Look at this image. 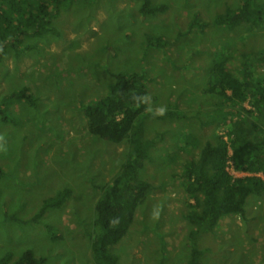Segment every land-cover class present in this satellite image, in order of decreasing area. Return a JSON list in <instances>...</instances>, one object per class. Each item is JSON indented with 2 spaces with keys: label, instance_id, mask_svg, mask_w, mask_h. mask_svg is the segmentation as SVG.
I'll return each mask as SVG.
<instances>
[{
  "label": "rangeland",
  "instance_id": "obj_1",
  "mask_svg": "<svg viewBox=\"0 0 264 264\" xmlns=\"http://www.w3.org/2000/svg\"><path fill=\"white\" fill-rule=\"evenodd\" d=\"M66 1L60 4V16L53 18L59 35L39 36L44 37L37 40L41 47L19 56L11 47L0 54V105L5 95L26 85L37 97L33 104L20 103V119L4 122L0 110V205H7L0 210V258L10 251L22 254L24 245L48 257L47 264H107L95 251L102 232L96 204L104 194L97 185L118 182L136 156L131 159L129 141L118 145L95 135L86 146L83 141L71 151V145L86 131L82 104L96 100L110 86L112 73L135 71L155 78L152 89L150 85L153 108L143 114V121L149 120L148 137L165 130L167 139L157 138L145 166L138 168V176L148 178L154 188L132 230L112 252L121 255L120 264H183L196 225L188 217L195 200L180 173L185 172L187 158L200 153V146L181 157L182 145L172 142L183 143L186 125L211 116L197 109L215 98L202 91L214 56L236 51L231 64L239 71L246 58L258 64L256 58L264 52V12L255 23L260 27L252 28L257 18L230 27L220 14L237 9L244 0H153L169 6L161 14L143 13L144 0ZM158 36L168 43L149 45V39ZM259 69L264 72V67ZM245 107L238 118L251 126L260 123L259 112L249 103ZM160 109H181L191 117H162L156 113ZM211 129L213 135L207 129L203 134L228 138L227 123H215ZM86 138L82 139L89 142ZM132 163L135 166L137 160ZM228 170L234 176L264 175L239 170L232 158ZM66 187L74 194L62 207L48 209L38 222L29 221ZM252 202L245 218L228 215L212 232L199 234L196 245L207 250L205 264H264V198ZM15 212L22 218L13 220Z\"/></svg>",
  "mask_w": 264,
  "mask_h": 264
},
{
  "label": "trees",
  "instance_id": "obj_2",
  "mask_svg": "<svg viewBox=\"0 0 264 264\" xmlns=\"http://www.w3.org/2000/svg\"><path fill=\"white\" fill-rule=\"evenodd\" d=\"M64 1L0 0V47H4L0 54L8 53L11 47L19 56L41 47L37 40L44 37L39 36L48 38L50 34L59 35L57 27L53 25V18L60 16V4ZM55 3L58 6L52 9L51 5ZM168 9L169 6L165 3L154 4L153 0H144L141 10L145 14H161ZM263 12L264 3L244 0L237 9L230 7L220 14V18L230 27L242 26ZM199 16L201 15L196 17L193 29L199 22ZM258 19L253 20L252 28L261 26L260 23L255 25ZM257 34L259 33L254 36ZM164 43L168 42L161 36L149 39L151 46L163 47ZM235 52L213 58V66L209 69L211 76L206 80V87L202 91L204 94H213L215 98L210 105L202 104L197 109V113L202 114H205L204 110H208L211 116L203 117L195 126L186 125L183 143L178 140L172 142L178 147L182 145L181 157L200 146V153L192 156L189 154L192 160L187 158L185 172L180 173L187 191L195 200V204L190 206L188 217L196 225L190 234L191 251L183 264H205L207 250L196 245L199 234L203 231L212 232L220 220L228 215L238 214L245 218L247 204L250 203L251 206L255 197L264 198V178L257 175L234 176L228 170V163L232 158L237 168L243 172H264V72L259 69V66L264 67V52L257 56V65L249 64L247 58L243 60L240 71L231 64ZM249 72L252 73L249 75ZM112 76L114 79L109 78L112 83L105 87L96 100L86 101L79 108L86 119V131L71 145V151L73 147L80 148L83 141L85 146L89 144L93 135L118 145L126 141L131 143V159L136 157L127 164L118 182L107 184L106 187L97 185L104 194L96 204V223L102 232L95 242V251L107 264H120L121 255L113 253L112 248L132 230L138 210L148 202V195L154 188V183L148 181V178L138 176V168L145 166V159L152 154V149L158 143L157 138L167 139V133L162 130L156 138H149V120L143 121V114L153 108L150 85L152 89L155 78L135 71L112 73ZM36 99V93L29 85L5 95L0 105L2 120L7 122L11 118L20 119V103L33 104ZM246 103L259 112L260 123V120L254 121L251 126L245 119L238 118L245 111ZM168 115L191 117L190 113L181 109L164 111L161 116ZM215 123L228 124V138L215 132L214 136L209 135L213 133L211 128ZM205 129L210 130L208 135L203 134ZM84 137H90L89 142L82 139ZM230 149L233 150V155ZM133 160H137L135 166ZM73 194L72 187L64 188L58 195L47 199L41 211L29 221H40L48 209L62 207ZM1 207L7 208V205H0V210ZM11 218L18 220L22 217L15 212ZM22 247V254L7 252L0 258V264H47L49 261L48 257L38 255L33 247Z\"/></svg>",
  "mask_w": 264,
  "mask_h": 264
},
{
  "label": "bare ground",
  "instance_id": "obj_3",
  "mask_svg": "<svg viewBox=\"0 0 264 264\" xmlns=\"http://www.w3.org/2000/svg\"><path fill=\"white\" fill-rule=\"evenodd\" d=\"M252 175H257V176L264 178V175L262 176L261 174H245L244 176H252Z\"/></svg>",
  "mask_w": 264,
  "mask_h": 264
},
{
  "label": "clouds",
  "instance_id": "obj_4",
  "mask_svg": "<svg viewBox=\"0 0 264 264\" xmlns=\"http://www.w3.org/2000/svg\"><path fill=\"white\" fill-rule=\"evenodd\" d=\"M163 112H164V110L163 109H160V111H159V113L158 114H160V115H162L163 114ZM246 173V172H245ZM249 173V172H248Z\"/></svg>",
  "mask_w": 264,
  "mask_h": 264
}]
</instances>
